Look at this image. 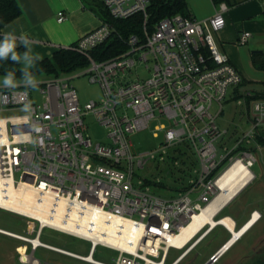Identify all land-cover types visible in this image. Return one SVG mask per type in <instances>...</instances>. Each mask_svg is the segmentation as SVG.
Segmentation results:
<instances>
[{
  "label": "built area",
  "instance_id": "1",
  "mask_svg": "<svg viewBox=\"0 0 264 264\" xmlns=\"http://www.w3.org/2000/svg\"><path fill=\"white\" fill-rule=\"evenodd\" d=\"M100 2L114 20L143 16L141 34L126 40L124 52L104 61L91 57V51L113 32L101 21L73 47L89 62L77 75L50 77L36 89L27 85L0 90V109L22 112L2 119L0 186L11 183L18 192L26 191V202L35 210L48 208V218L56 216L55 206L61 203V222L69 227L58 229L35 217L9 212L36 226L27 235L3 229L0 235L24 245L19 250L22 264H40L34 258L38 249L86 264H166L170 250H176L181 253L170 264H179L210 234L211 228L203 224L197 225L186 241L180 239L182 231L217 198L224 175L238 160L252 167V151L243 148L244 143L257 144V137L264 134V99L250 102L249 129L242 140H235L230 149L221 145L227 130L220 129L216 119L223 114V103L233 100L242 84L240 74L215 40L226 26L224 14L229 6L225 1L214 4V14L205 20L174 15L162 18L152 28L147 26L149 0ZM65 18L63 12L57 14L58 23ZM251 37L243 32L237 45L245 46ZM138 69L145 76L136 74ZM86 75L100 87L102 98L81 108L70 81ZM33 91L41 96V103L32 101ZM213 105L217 107L215 114L211 113ZM87 115L107 130V144L94 145L86 137ZM152 122L157 123L153 137L163 134L159 150L183 145L200 165L195 181L169 200L151 194L141 182H133L134 167L143 169L155 153L133 155L129 136L148 129ZM2 197H9L5 190ZM44 229L88 242V254L82 256L41 242ZM112 234L120 240L123 235V247L103 240ZM98 246L117 256L111 263L95 260L93 253ZM225 247L210 258L211 264L224 254Z\"/></svg>",
  "mask_w": 264,
  "mask_h": 264
},
{
  "label": "rangeland",
  "instance_id": "2",
  "mask_svg": "<svg viewBox=\"0 0 264 264\" xmlns=\"http://www.w3.org/2000/svg\"><path fill=\"white\" fill-rule=\"evenodd\" d=\"M186 3L190 14L196 18H199L200 14L213 11L209 0H186ZM217 35H215L216 42ZM249 40H252V37ZM249 43L245 46H238L236 44L240 51H244L242 53L244 58L246 50L247 54L252 57L255 55L254 52L261 51L249 48ZM79 72L67 76L72 78V76L77 75L76 73ZM249 73L250 80L253 82H248L245 86L242 84L237 87L242 96L246 92L260 90L264 83V73L262 71L249 67ZM136 74L145 76L142 70L139 69ZM4 78L0 76V80H4ZM49 78L46 76L36 77L40 84ZM135 78V73H132L131 79L134 80ZM70 84L77 92L81 108L90 102L99 103L101 101V89L97 84L90 81L89 76L75 77L70 81ZM252 94L253 92L248 95L251 96ZM32 101L35 103L42 102L41 96H38L36 91L32 92ZM249 108V105H245L243 98L223 103V114L216 119L217 126L222 130H227V135L221 141V145L230 149L235 140H242L243 133L249 129L247 122V110ZM216 110V105H213L211 113L215 114ZM20 114L22 112L18 110H1L0 118ZM84 123L87 129L86 137L94 145L107 144L109 142L107 130L101 127L92 115L84 117ZM156 124L152 122L148 129L129 136L133 155L155 153L143 169L134 167L133 182L136 184L141 182L143 187L147 188L151 194L164 200H169L176 198L183 188L195 181L198 176L196 171L200 170V165L193 153L183 145L177 146L176 149L163 148L159 150L163 143V134L159 133L158 138L153 137V127ZM244 147L247 150H252L254 157L253 165L250 167L253 180L224 208L217 216V220L227 215L231 216L238 221V225L235 228L238 229L252 210L258 211L260 219L232 249L214 264H264V145L260 146L254 143L246 145L244 143ZM15 178L17 179L18 175ZM34 225L36 226L31 220L0 209V229L19 235H27ZM228 238L229 234L226 230L222 226H217L179 264L208 263L209 257L213 256ZM40 240L43 243L82 256H86L90 249L88 242L50 229L43 230ZM23 247L24 245L20 242L0 235V264H22L19 250ZM180 253L181 251L170 250L166 264H170ZM116 256V252L101 246H98L93 253V258L103 263H111L112 259ZM34 258L40 264H86L43 249H38L34 254Z\"/></svg>",
  "mask_w": 264,
  "mask_h": 264
},
{
  "label": "crops",
  "instance_id": "3",
  "mask_svg": "<svg viewBox=\"0 0 264 264\" xmlns=\"http://www.w3.org/2000/svg\"><path fill=\"white\" fill-rule=\"evenodd\" d=\"M209 1L212 5L213 11L200 14L199 18H196L189 12L190 17L196 20H205L214 14V4L219 1H225L228 4L229 9L224 14L226 26L217 35V45L220 51L228 58L229 63L240 74L242 78V84L245 86L248 82L252 83L253 81L250 80L251 77L249 73V67H253V69H255L252 60L253 57L249 56L246 50L244 58L242 55L244 51H240V49H238L236 42L243 32H249L252 36V40L247 42V44L250 42L249 48L251 47L255 50H261L262 53L264 52L263 0ZM17 2L21 8V15L4 26L1 30V33L3 36L8 33L16 36V46L23 45V43H21L20 37H26L30 42L28 45H26L27 51L30 49L31 55L34 57L39 56V60L51 58L53 54L60 48H69L75 45L81 37L97 29L101 24V19L92 9L94 0H17ZM59 12H63L66 16L62 23L57 22V14ZM34 57L30 56L32 59H35ZM28 63L29 59L23 60V66ZM16 83L17 87L27 86V84H23L22 81ZM4 88L3 80H0V89ZM252 92H264V83L260 90H253L246 93ZM12 117L14 116L0 118V120ZM231 201L228 204H230ZM224 208L219 212V214L224 210ZM253 212L258 213V211L252 210L238 229H235L238 225V221H236L233 217L227 215L222 218H229L231 221H233L234 230L237 231L248 224V222L251 220L250 218ZM224 229L226 230L227 228ZM226 232L229 234V238L223 245L227 244V242L232 237V235L229 233L230 231L228 232L226 230ZM238 241L232 244V246L228 248L223 255L232 249Z\"/></svg>",
  "mask_w": 264,
  "mask_h": 264
},
{
  "label": "trees",
  "instance_id": "4",
  "mask_svg": "<svg viewBox=\"0 0 264 264\" xmlns=\"http://www.w3.org/2000/svg\"><path fill=\"white\" fill-rule=\"evenodd\" d=\"M92 9L99 16L101 21L107 22L113 29L111 36L101 45L91 51V57L96 61H104L114 57L126 50V40L134 34H141L144 19L141 14H137L126 20H114L110 18L108 12L103 7L100 0H94ZM147 26L152 28L153 25L165 17L181 15L190 17L186 0H149L147 8ZM21 15V8L17 0H0V42H3L4 36L1 30L4 26L15 20ZM264 21V14H263ZM60 48L53 56L45 60H35L28 58L35 65L29 71L36 77L46 76L58 78L64 75H70L77 71H81L88 66L87 57L77 53L73 47ZM16 53L20 56L19 61L8 59H0V76L5 77L9 72L14 73L16 82L22 81L24 53L27 52L25 44L16 46ZM254 67L264 72V52L260 55L253 56ZM40 84L38 85V87ZM27 88H32L31 85ZM244 99L246 105H249L253 100L264 99V92L253 93L250 95H241L238 90L235 91L233 100ZM256 143L264 145V134L257 137ZM245 149V148H243ZM252 151V150H251ZM187 187L183 188L184 192Z\"/></svg>",
  "mask_w": 264,
  "mask_h": 264
},
{
  "label": "bare ground",
  "instance_id": "5",
  "mask_svg": "<svg viewBox=\"0 0 264 264\" xmlns=\"http://www.w3.org/2000/svg\"><path fill=\"white\" fill-rule=\"evenodd\" d=\"M4 127L5 121L0 120V134ZM252 177L253 175L246 164L243 161L238 160L219 182L220 193L217 198L205 210H203L200 216L194 219V222L187 229L182 231L180 239L186 241L195 231L197 225L208 224V228H211V230H213L217 225H222L223 228H227L232 233V237L227 242V244H225V246L230 248L232 244L238 241L260 219L259 214L256 213L254 217L248 222V224L237 231L234 230V222L229 218L215 220L214 217L226 204L232 200L233 197H235L242 189H244ZM3 190L8 193V198L2 197ZM25 192L26 191L18 192L15 190V188H13L11 183H4V185L0 186V208L7 212H13L18 215L35 217L43 224L45 223L58 229L67 230L69 226L67 224H62L60 218L63 211V206L61 203L55 206L57 211L56 216L48 218V208L39 206L36 210L33 209V207L28 204V202H26ZM114 235L112 234L113 237L107 236L103 240L107 243H110L111 245L123 247V235L120 236L121 240L115 238ZM88 237H91L90 234ZM88 260L90 261L91 259L89 258Z\"/></svg>",
  "mask_w": 264,
  "mask_h": 264
},
{
  "label": "clouds",
  "instance_id": "6",
  "mask_svg": "<svg viewBox=\"0 0 264 264\" xmlns=\"http://www.w3.org/2000/svg\"><path fill=\"white\" fill-rule=\"evenodd\" d=\"M16 40L17 37L12 35L11 33L5 34L3 42H0V59H8L9 57L11 58L12 61H19L20 60V56L16 53L15 48H16ZM21 43L28 45L30 42L26 37H20ZM24 58L27 60L30 56L34 57L31 55V51L29 49V51L25 52L24 54ZM35 60H39V56H35L34 57ZM35 65L33 64V62L31 60H29V63L26 64L24 66V68L22 69L23 72V79H22V83L23 84H27V85H31L33 89L38 88L39 82L38 80L35 78V76L29 71V69L31 67H34ZM3 86L5 88H16L17 87V83L14 80V73L9 72L4 80H3ZM30 107L29 106H26ZM26 110V109H24ZM37 131H39V128H37Z\"/></svg>",
  "mask_w": 264,
  "mask_h": 264
},
{
  "label": "water",
  "instance_id": "7",
  "mask_svg": "<svg viewBox=\"0 0 264 264\" xmlns=\"http://www.w3.org/2000/svg\"><path fill=\"white\" fill-rule=\"evenodd\" d=\"M261 53H262V51L254 52V54H261ZM0 90H1V89H0ZM10 127H11V128H14L15 126H14V125H10ZM226 249H228L227 246L225 247V249L223 250V252H224ZM214 258H215V257H214ZM206 264H211V263H210V261H209V262L206 263Z\"/></svg>",
  "mask_w": 264,
  "mask_h": 264
}]
</instances>
